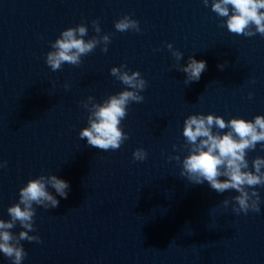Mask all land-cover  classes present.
Instances as JSON below:
<instances>
[{"label":"water","instance_id":"water-1","mask_svg":"<svg viewBox=\"0 0 264 264\" xmlns=\"http://www.w3.org/2000/svg\"><path fill=\"white\" fill-rule=\"evenodd\" d=\"M211 3L0 0V161L7 162L0 168V219H10L7 209L30 179L54 174L70 185L67 199L48 188L58 207L34 205L36 230L29 235L41 242L21 241L22 264H264V186H256L260 212L237 215L235 190L218 194L180 175L189 115H264V36L229 32ZM125 15L140 32L115 29ZM82 23L85 40L110 34L107 53L98 46L79 66L65 63L53 72L45 62L51 43ZM169 43L183 53L180 61ZM190 56L206 61L207 70L187 85L178 68ZM122 64L139 71L147 88L121 122L129 139L103 151L79 138L88 126L82 104L124 90L110 74ZM137 148L147 151L146 160L134 161ZM176 156L181 162L169 159ZM257 156L264 157L260 144L247 154L250 168ZM22 230L17 223L10 231ZM0 264L12 260L0 253Z\"/></svg>","mask_w":264,"mask_h":264},{"label":"clouds","instance_id":"clouds-1","mask_svg":"<svg viewBox=\"0 0 264 264\" xmlns=\"http://www.w3.org/2000/svg\"><path fill=\"white\" fill-rule=\"evenodd\" d=\"M203 3L207 7L209 0H203ZM211 9L218 17L226 18L221 27L226 24L229 32L246 37L257 33L264 36V0H212ZM114 26L118 32H140L139 22L128 15L116 21ZM92 27L97 34L101 32L98 20L92 21ZM87 35L88 27L83 23L63 30L51 43L52 50L46 54L45 62L49 68L55 72L65 63L79 66L81 58L94 52L98 46H102L101 51L107 53L110 34L85 40ZM167 48L177 61L183 58V53L174 50L171 43L167 44ZM224 66L218 65L221 69ZM178 70L186 74L185 83L188 85L200 80L207 70V63L190 56L187 64L179 66ZM110 74L122 82L125 89L110 95L102 103H96L89 96L82 104L88 111V126L79 131L81 140L86 139L89 146L103 151L118 150L129 139V135L120 126L121 122L126 118L131 103L143 102L141 92L147 88V81L141 73L128 70L126 65L112 67ZM64 87L67 89L68 85ZM251 97L252 93H249V99ZM225 129L227 131H223ZM183 137L188 155L182 162L179 156L169 157L170 160L182 163V177L191 184L207 182L218 194L235 190L238 195L231 197V202L232 211L237 215L249 211L260 212L261 200L256 186H264V157H255L251 168L246 157L249 151L255 150L257 144L264 149V115H256L253 120L235 117L225 121L223 117L214 114H192L184 120ZM132 155L134 161H144L148 153L143 148H137ZM6 165V161H0V168ZM49 187L59 197L67 199L70 190L67 181L54 174L40 175L28 180L19 190V202L7 209L10 219H0V253L10 258L12 264H22L27 256L21 241L41 242L39 236L29 235L36 230L34 205L45 210L59 206L57 195L49 192ZM222 203L227 208L230 200L224 199ZM17 223L24 229L18 236L10 231Z\"/></svg>","mask_w":264,"mask_h":264}]
</instances>
